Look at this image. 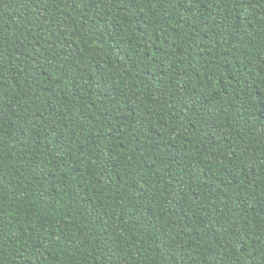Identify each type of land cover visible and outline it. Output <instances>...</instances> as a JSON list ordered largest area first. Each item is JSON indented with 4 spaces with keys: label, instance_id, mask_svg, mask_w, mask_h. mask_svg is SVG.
Returning <instances> with one entry per match:
<instances>
[{
    "label": "trees",
    "instance_id": "trees-1",
    "mask_svg": "<svg viewBox=\"0 0 264 264\" xmlns=\"http://www.w3.org/2000/svg\"><path fill=\"white\" fill-rule=\"evenodd\" d=\"M0 264H264V0H0Z\"/></svg>",
    "mask_w": 264,
    "mask_h": 264
}]
</instances>
